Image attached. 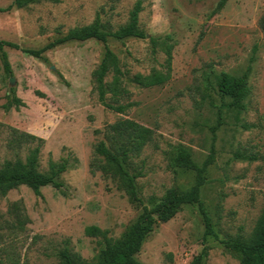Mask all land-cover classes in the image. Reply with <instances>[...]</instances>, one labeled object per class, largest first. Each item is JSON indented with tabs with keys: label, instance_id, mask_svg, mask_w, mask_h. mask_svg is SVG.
I'll use <instances>...</instances> for the list:
<instances>
[{
	"label": "rangeland",
	"instance_id": "obj_1",
	"mask_svg": "<svg viewBox=\"0 0 264 264\" xmlns=\"http://www.w3.org/2000/svg\"><path fill=\"white\" fill-rule=\"evenodd\" d=\"M141 3L139 28L172 45L169 81L144 89L129 78L164 72V47L148 39L109 38L106 46L118 57L127 90L123 114L104 109L92 94L91 73L100 63L104 44L88 40L60 45L43 55L46 61L6 49L11 75L3 71L0 53V168L6 161H24L39 147L38 171L49 162L67 161L58 181L36 196L19 186L0 196V264H61L66 250L96 264L104 240L85 234L97 227L109 240L123 236L141 211L123 191L95 167L94 146L106 126L130 119L154 132L134 167L142 203L152 208L168 190L184 192L194 172L171 165L178 147L202 164L214 149L205 172L200 199L219 239H248L264 209V38L259 20L264 0H54L0 14V39L37 50L69 30L99 20L105 31L128 22ZM12 0H0L6 8ZM246 76L243 109L222 110V125L212 141L221 99V74ZM112 76L107 77L111 81ZM10 88L23 106L6 108ZM227 102V101H226ZM41 143L15 142L16 134ZM254 158L253 161L242 158ZM197 206H183L173 219L158 223L135 256L141 264H191L203 249L202 264H240L218 241L204 238Z\"/></svg>",
	"mask_w": 264,
	"mask_h": 264
},
{
	"label": "trees",
	"instance_id": "obj_2",
	"mask_svg": "<svg viewBox=\"0 0 264 264\" xmlns=\"http://www.w3.org/2000/svg\"><path fill=\"white\" fill-rule=\"evenodd\" d=\"M51 1L54 0H12V3L6 8L0 7V14L9 12L12 9H24L30 5ZM227 1L219 0L216 11L221 10ZM141 10V3L137 1L129 13L128 22L116 31H105L101 22L96 20L88 26L69 30L64 36L47 43L37 50L21 48L18 44L0 39L3 71L11 75V66L7 58L6 49L19 51L41 61H46L43 54L60 45L70 42L82 43L88 40L98 41L104 44V53L100 63L91 73L92 94L95 95L97 102L104 109L123 114L129 107V105L120 103L127 94L122 82L125 74L121 71L117 55L106 46L109 38L114 40L129 38L148 39L153 47L157 45L164 47L166 70L164 72L154 71L146 76L136 74L129 78L133 84L149 89L162 86L170 79L172 45L167 43V38L148 37L139 28ZM259 27L264 38V14L259 20ZM109 75L112 76L110 82L107 81ZM215 91L221 99V105L217 110L216 124L209 128L213 142L216 131L222 125V110L224 108L239 111L243 109L242 102L247 92L246 76L232 77L223 73L216 80ZM9 93L11 98L6 108L14 106L18 109L23 106L21 100L15 96L13 88H10ZM14 132L17 135L14 139L15 142L36 141L41 143V140L35 136ZM153 136L154 132L152 129L130 119H121L106 126L103 130V141L94 146V154L96 156L94 167L101 174L112 180L118 189L124 192L131 204H137L141 207L136 220L119 239L109 240L105 232L94 226L85 229L87 236L101 237L104 240V249L101 251L96 264H141L136 260L135 256L140 252L146 237L152 232L153 227L158 223H166L173 219L183 206H197L204 224V238L211 237L218 241L227 252L239 259L240 264H264V209L252 235L248 239L239 235L232 238L219 239L200 199V191L205 184V172L207 167L213 162V147L207 158L200 165L192 159L187 149L178 147L175 155L171 158V165L194 172L195 180L193 186L181 193L168 190L151 209L142 203L138 196L136 185V180L142 177V172L134 167L133 159L139 157L144 147L152 142ZM39 151V147H35L29 152L24 161L17 159L4 162L0 168L1 197L6 196L9 191L19 186L29 188L36 196L40 195L42 188L48 186L62 191L63 184L58 179L68 169L67 161L49 162L48 172L41 173L38 171ZM242 159L254 160L251 157ZM206 255V250L203 249L191 264H202L201 262ZM58 257L61 264H88L80 256L71 255L66 250L60 252Z\"/></svg>",
	"mask_w": 264,
	"mask_h": 264
}]
</instances>
